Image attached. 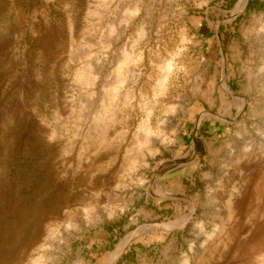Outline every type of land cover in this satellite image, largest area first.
I'll list each match as a JSON object with an SVG mask.
<instances>
[{
	"label": "rangeland",
	"instance_id": "obj_1",
	"mask_svg": "<svg viewBox=\"0 0 264 264\" xmlns=\"http://www.w3.org/2000/svg\"><path fill=\"white\" fill-rule=\"evenodd\" d=\"M0 264H264V0H0Z\"/></svg>",
	"mask_w": 264,
	"mask_h": 264
},
{
	"label": "bare ground",
	"instance_id": "obj_2",
	"mask_svg": "<svg viewBox=\"0 0 264 264\" xmlns=\"http://www.w3.org/2000/svg\"><path fill=\"white\" fill-rule=\"evenodd\" d=\"M241 1H243V0H241ZM242 4V3H241Z\"/></svg>",
	"mask_w": 264,
	"mask_h": 264
}]
</instances>
